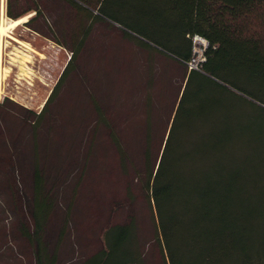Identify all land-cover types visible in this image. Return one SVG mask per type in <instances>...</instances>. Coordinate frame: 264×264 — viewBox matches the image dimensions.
<instances>
[{
  "label": "rangeland",
  "instance_id": "rangeland-1",
  "mask_svg": "<svg viewBox=\"0 0 264 264\" xmlns=\"http://www.w3.org/2000/svg\"><path fill=\"white\" fill-rule=\"evenodd\" d=\"M8 1L0 0V22L2 13L6 21L14 19L7 14ZM11 1L15 12L31 13L10 31L16 39L0 37V225L18 234L21 264H38L36 217L44 264H82L105 247L108 228L131 217L141 264H165L148 202L144 152L150 150L152 164L161 154L187 74L176 61L184 42L170 5L166 0H101L97 7L95 0ZM35 5L40 14L28 12ZM257 29L264 36V24ZM72 50L73 63L38 122ZM213 78L241 96L235 109L234 103L222 109L240 122L250 120L264 139L259 109L264 81L249 84L226 71ZM100 105L110 117L107 131L99 122ZM90 120L96 121L93 128ZM148 129L152 136H139ZM22 224L33 233L32 245L21 234Z\"/></svg>",
  "mask_w": 264,
  "mask_h": 264
},
{
  "label": "trees",
  "instance_id": "trees-1",
  "mask_svg": "<svg viewBox=\"0 0 264 264\" xmlns=\"http://www.w3.org/2000/svg\"><path fill=\"white\" fill-rule=\"evenodd\" d=\"M95 1L99 6L101 0ZM166 1L184 42L176 61L186 66L187 74L161 154L152 164L150 150L144 152L148 202L164 262L264 264V139L250 120L240 122L222 109L241 96L213 78L226 71L249 84L264 81V36L257 29V24H264V0ZM12 6L9 0L7 14L14 19L23 17ZM29 11L40 14V7L35 5ZM195 34L207 38L210 45L200 69L189 70L186 61L192 55ZM74 55L72 50L57 85L36 116L38 122L46 115ZM104 106H97V111L101 128L107 131L111 122ZM259 109L264 116V108ZM90 122L89 126L96 121ZM148 130L139 136L148 139L152 136ZM91 136L94 139L89 143L95 147V135ZM110 137L117 142L116 134L112 132ZM86 149L84 155L89 157L92 148ZM18 168L24 183L22 167ZM35 226V256L38 264H44L46 247H41L42 225L37 217ZM21 228L32 245L33 233L24 224ZM135 228L133 217L108 228L105 247L82 264H141L134 249Z\"/></svg>",
  "mask_w": 264,
  "mask_h": 264
},
{
  "label": "crops",
  "instance_id": "crops-1",
  "mask_svg": "<svg viewBox=\"0 0 264 264\" xmlns=\"http://www.w3.org/2000/svg\"><path fill=\"white\" fill-rule=\"evenodd\" d=\"M0 213H2L1 205H0ZM5 230H6L5 227H2L0 225V264H21L19 259L20 255L18 251L19 250L18 247L20 246L19 244L20 240L18 234H13L12 232L11 234H9L7 230L6 231ZM13 235H15V238ZM8 244L11 245L10 249H8L7 247ZM5 249L10 250V252H8Z\"/></svg>",
  "mask_w": 264,
  "mask_h": 264
},
{
  "label": "built area",
  "instance_id": "built-area-1",
  "mask_svg": "<svg viewBox=\"0 0 264 264\" xmlns=\"http://www.w3.org/2000/svg\"><path fill=\"white\" fill-rule=\"evenodd\" d=\"M6 0H1L3 4ZM192 39V55L188 61H186L187 67L191 69H200L202 63L206 60V52L210 45V42L204 36L195 34Z\"/></svg>",
  "mask_w": 264,
  "mask_h": 264
},
{
  "label": "bare ground",
  "instance_id": "bare-ground-1",
  "mask_svg": "<svg viewBox=\"0 0 264 264\" xmlns=\"http://www.w3.org/2000/svg\"><path fill=\"white\" fill-rule=\"evenodd\" d=\"M4 11V10H3ZM2 18H1V22H0V37L2 36H8V37H12L14 39H16L15 37H13L11 34H10V31L12 29H16L19 25H21L23 22L27 21L28 17L31 15L28 14V15H25L23 17H20L18 19H11L9 21H6L5 18H4V13H2ZM29 60H27L28 62Z\"/></svg>",
  "mask_w": 264,
  "mask_h": 264
}]
</instances>
